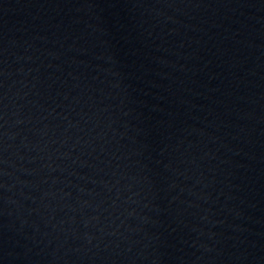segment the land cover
Here are the masks:
<instances>
[{
    "label": "water",
    "instance_id": "95a60500",
    "mask_svg": "<svg viewBox=\"0 0 264 264\" xmlns=\"http://www.w3.org/2000/svg\"><path fill=\"white\" fill-rule=\"evenodd\" d=\"M0 264H264V0H0Z\"/></svg>",
    "mask_w": 264,
    "mask_h": 264
}]
</instances>
